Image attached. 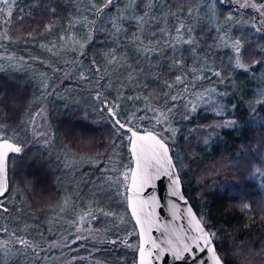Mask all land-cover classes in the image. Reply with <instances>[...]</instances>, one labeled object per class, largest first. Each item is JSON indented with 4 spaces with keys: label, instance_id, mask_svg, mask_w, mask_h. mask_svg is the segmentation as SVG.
<instances>
[{
    "label": "trees",
    "instance_id": "1",
    "mask_svg": "<svg viewBox=\"0 0 264 264\" xmlns=\"http://www.w3.org/2000/svg\"><path fill=\"white\" fill-rule=\"evenodd\" d=\"M160 1L166 2L173 12L182 6L181 0ZM246 3L259 7L264 0H215L214 7L219 25H223L225 17L232 16L229 33L233 38L242 39L243 62L247 70L226 69L227 57L223 52L213 49L215 55H212L206 47V44L214 42L216 33L211 30L212 26L203 32L197 27L194 35L203 49L198 51V55L202 61L208 55V65L225 73L224 82L220 83L215 76L201 79L195 82L194 88L190 86V91L183 98L175 101L164 95L169 91L163 87L164 81L173 79L168 70L169 59L161 57L157 61L155 57L151 58V63L158 64L156 70L162 75L159 82L153 78L140 82L147 83L149 90L156 93L147 100L142 98L147 95L142 87H131L127 76L121 74L114 78L111 70L103 67L99 51L106 54L110 49L108 36L104 37L102 32V29L110 28L108 21L99 25V31H93L94 42L83 50L84 55L78 53L75 59L65 60L55 54L57 43L63 42L60 38L71 33L70 19L79 20L82 14H86L77 13L76 9L89 7L87 0H77L75 4L56 0L53 5L57 8L56 16L45 12L43 5L34 6L33 0H16L11 7L10 18L7 15L9 8L0 5L4 9L0 11V34L6 31L9 37L8 40L0 39V63L12 55L19 58L16 62L20 64L17 70H0L2 122L8 125V134L12 135V130L17 129L22 120L30 121L32 115L43 109V126L50 135L47 143L44 140L33 142L32 125L26 124L27 131L22 136L27 139V144L20 154L8 156V191L0 199L9 209L0 212V229H7V232H0V240L10 242L9 231L20 236L25 228L28 238L34 241L43 238L53 241L74 232L76 210H67L62 218L56 211L65 199L68 181L69 189L86 186L91 189L85 196L89 202H84L78 211L103 209L115 215L92 214L88 217L90 228L88 223L84 224L92 235L98 233L105 237L101 240V243L105 242L103 245L100 241L76 242L59 249L55 258H64L67 254V261L60 264H136L137 232L122 192L118 194L117 189L113 191L111 188V198L103 202H98L93 196V185L101 169H111L105 175L115 180L122 170L131 167L129 134L115 126L114 119H119L133 130L153 132L167 143L185 197L205 229L216 233L212 241L223 264H264V15L253 7L241 6ZM187 6L184 5L185 8ZM138 7L139 13L143 14V4ZM114 10L115 7L111 13ZM21 15L24 16L22 20L18 18ZM9 19L11 23H5ZM50 21L53 22L51 29L46 31L45 25ZM190 21L186 14L179 20L168 16L166 29ZM126 26L134 29L131 22ZM76 27L85 34L86 29L82 25ZM29 32L32 36L27 35ZM127 53L136 58L130 48ZM187 55L184 54L185 64L192 67L194 62ZM93 60L100 68L99 75L93 70ZM253 61L262 63L254 64ZM144 64L147 65L148 61ZM243 78L251 80L243 83ZM122 82L125 85L123 89ZM71 88L89 96L88 107L70 106L56 97L58 92ZM211 89L215 92H206ZM97 91L101 93L100 99L96 98ZM181 91L182 88H174L169 96L179 95ZM197 94H203L208 103L198 99ZM211 94L217 97L216 100L209 99ZM102 100L119 105L115 118L105 110ZM194 104L197 108L192 112ZM145 105L155 108L156 112L146 111ZM161 112L167 116L166 122L156 123L155 119H150L158 117ZM165 129H174L175 137ZM78 161L82 162L81 169L71 168V164ZM81 178H84L85 185L79 184ZM245 203L252 206L250 213L241 210ZM123 209L130 218V226L123 225L119 219ZM105 224L112 227L104 232ZM129 228H133L132 249L121 241L108 245L109 241L118 238L116 231ZM16 251L17 246L13 249ZM11 255L7 264H44L41 254L25 259L21 254ZM58 263L59 260L52 262Z\"/></svg>",
    "mask_w": 264,
    "mask_h": 264
},
{
    "label": "snow or ice",
    "instance_id": "2",
    "mask_svg": "<svg viewBox=\"0 0 264 264\" xmlns=\"http://www.w3.org/2000/svg\"><path fill=\"white\" fill-rule=\"evenodd\" d=\"M55 2L56 0H33L34 6L43 5L44 11L52 16L57 15V8L53 6ZM64 2L75 4L77 0H64ZM221 2H223V0H221ZM15 3L16 0H0V5H5L9 8L7 13L9 18L11 17V7ZM87 4L89 7L83 10L86 14H82L81 19H70L69 21L70 28L74 29L77 24H80L86 29L82 40L75 39L73 36H69L68 39L72 42V44L78 46L80 54L84 55L83 50L94 42L93 31H99V25H102L104 23V19H107L108 24L110 25V30L107 33L110 37V49L105 54L107 57L106 63L109 65H117L119 67L127 65L131 68L127 81L133 82L135 86L142 87V89L147 93V95L142 97L144 100H147L150 95H156V93L149 90V85L147 83L141 84L140 82L148 78H153L159 82L162 75V73L156 70L158 68V64L153 65L151 63L152 57H155L157 61H159L161 57L169 59L170 61L168 64V70L173 74V79L171 82L164 81L163 87L169 90L166 91L164 95L168 96L172 101H175L178 98H183L184 94L190 91V86L194 88L195 82L201 79L215 76L219 78L220 83L224 82L223 76L225 73L208 65V55H205L203 61L200 60L198 50L203 51V49L200 47V43L194 35V31L197 27L200 28L201 32H203L205 28H208L210 25L212 26L211 30L215 31L216 35L213 38V44H206V47L208 49V53L212 55H215L213 49H215L216 52H223V55L227 57V64L225 65L226 69L247 70V66L243 62L244 44L242 39L233 38L229 33V29L231 28V24L229 22L232 21L233 18L231 15H228L224 18L223 25H219L216 14L213 11L215 0H203L202 6L198 0H181L182 6L176 12L171 11L169 5L166 2L161 3L160 0H127L123 10H120L118 7L119 0H87ZM139 4H143V14H126L130 11L134 13ZM184 5L188 6L185 8ZM241 6L253 7L257 12H261V15H264V12L261 11L264 9V4H261L259 7L255 4L249 5L247 3ZM114 7L117 9L116 15L111 16L110 13ZM155 8H159V17L153 14V10ZM204 8H207L208 12L205 13L204 18H201L199 13L203 11ZM165 9H168V11L165 12ZM0 11H4V9L0 8ZM20 11L23 14V9ZM76 11L80 13L81 9L77 8ZM184 14L191 19V23L180 22L172 29H166L160 24L161 18L166 20L168 16H172L179 20L180 16ZM89 16H91L92 19H89ZM18 18L22 20L24 19V16L21 15ZM125 21L133 23L135 31H133L130 35L128 29L123 26ZM5 23H11V20L9 19L5 21ZM52 23L53 22L50 21L49 24L45 25L46 31L51 29ZM236 23L239 24V21ZM146 29L148 30L146 31ZM27 35L32 36V33L29 32ZM0 39H9L6 31L0 34ZM60 39L63 40L65 37H61ZM161 40H163V44H161ZM65 47H67V45H65ZM129 48L136 57L134 65L129 62V57L122 55L123 53H126ZM48 50L51 51V49ZM186 52L190 54L194 60L192 67H188L185 64L184 54ZM144 61H148V64L145 65ZM253 63L262 62L253 61ZM92 64L93 70L97 75H99L100 68L96 66L95 60L92 61ZM189 77L191 79H189ZM101 79H104V77H101ZM105 84H108L107 80H105ZM124 86L125 85L122 82L121 88L123 89ZM45 87H47V85H45ZM174 88H182V91L179 95L171 94L169 96V92ZM206 92H215V89L206 90ZM197 96L198 99L202 100L204 103H208V100L205 99L203 94H197ZM96 98H101V93L99 91L96 93ZM133 98L140 99L141 97H129V99ZM101 102L104 104L105 110L109 113V115L115 118L116 108L119 105L115 102L109 104L107 100H102ZM173 107H175V105H173ZM196 108L197 105H192L191 111H196ZM145 110L153 113L156 112L155 108L148 105H145ZM168 111H171V109H168ZM0 113H2V109H0ZM43 114L44 110L41 109L40 112L31 116L30 121L26 122L22 120L18 128L12 130V135L8 134L9 127L7 124L2 122L3 116L0 114V197H4L8 191L6 176L7 157L10 153L20 154L28 142L27 139L22 136V133L27 131L26 124L35 126L38 129L33 132V142H37L40 138H44V142L47 143L48 139H50L49 132L44 128H40L37 124L36 117L43 116ZM185 118H187V115ZM150 119H155L156 123H164L167 121V116L161 112L158 117L154 116ZM129 123H131V121H129ZM114 124L119 129L126 128L127 131L131 132V153L134 158L135 166L130 168L127 173L123 174L122 181L119 177L114 181L112 176L105 175V173L107 171H111V169H101V174L96 178L93 185V196L97 198L98 202H103V200L111 198L110 189L113 184L117 182L124 183L128 192H131L134 195L137 194L146 185H151L152 180L155 178L153 175V169L157 165L163 167V164H167L169 168L172 169V171L167 173L169 176L174 177L172 183L177 186L180 184L179 177L175 175L176 165L172 163L171 156H169V148L164 143L162 137L158 138L157 135L151 132L140 135L139 133L132 131V128L128 127L127 124L121 123L119 119H114ZM165 131H170L172 136L175 137L176 132L174 129H165ZM204 143L207 144L208 141L205 140ZM179 159L180 158L177 155V160ZM182 166L183 165L181 164V167ZM129 180L131 181L130 184L127 183ZM172 194L175 195L176 192L174 191ZM128 200L129 206L133 209V215L138 217L137 223L149 222L147 218H145L144 221L139 219V213L143 210L146 201L135 200L132 196H129ZM251 207L252 206L250 204L245 203L242 205L241 210L250 213ZM8 210L9 209L4 206L3 200H0V212H7ZM99 211L103 216L115 215L114 213L105 212L103 209H99ZM92 214V211L89 210L88 215ZM195 225V231L198 235L194 238V242H203L202 247H200L198 243L199 250L211 252L212 264H223L221 258L216 254L215 246L212 244V240L216 237V233L206 232L200 226L199 220L195 221ZM0 231L6 232L7 229H0ZM12 236V241H4L0 244V264H7V260L10 258L12 252L11 247H9L10 243L19 245L21 248L33 247L27 239L17 237L15 233H12ZM111 243H116V241H112ZM167 243L170 246L169 251L177 260L182 259L183 253L189 251L186 243L180 246L173 245L171 240L167 241ZM153 246L156 249L160 248V245L156 244L155 241H153ZM240 247L243 249L244 246L241 245ZM139 251L141 256L140 264H145V252L143 246L140 247ZM148 255H151V253Z\"/></svg>",
    "mask_w": 264,
    "mask_h": 264
},
{
    "label": "rangeland",
    "instance_id": "3",
    "mask_svg": "<svg viewBox=\"0 0 264 264\" xmlns=\"http://www.w3.org/2000/svg\"><path fill=\"white\" fill-rule=\"evenodd\" d=\"M126 3H127V0H121L119 2V5H118L119 9L123 10L125 8ZM199 3L202 6L203 1L201 0ZM210 7H211V5H210ZM79 9H81L80 13H84L83 10L85 8L81 7ZM116 11H117V9L115 8L114 13H110V15L111 16L116 15ZM139 11H140L139 7L137 6V8L135 9L134 13L130 11V12L126 13V14L127 15H133V14L140 15ZM167 11H168V9H165V12H167ZM213 11L215 12L216 18H217V13H216L215 7H213ZM206 12H208V9L204 8L203 11H201L199 13V16L201 18H204ZM153 14H155L157 17H159L160 16L159 8H155L153 10ZM166 20H167V23H168V17H167ZM166 20L163 19V18L160 19L161 26H163L165 28H167ZM104 22H107V19H104ZM128 22L129 21H125L123 23V26H124V24L127 25ZM191 22L192 21H190L188 23H191ZM261 23L262 22H260L259 24H261ZM126 25L124 26L125 28H127ZM76 26H78V24ZM130 26H132V25H130ZM149 27H151V26H149ZM109 30H110V28L107 29V30L106 29H102L104 37L108 36L107 33L109 32ZM147 30L148 29H146V31ZM80 31H82L80 27H78V28L75 27L74 29L71 28V33L68 32L69 35H67V37H65V39H63V42L61 44L57 43L55 54H57L58 57H60V59H65V60L71 59L72 60L73 58L75 59V57L78 55V53H80V49L78 48V46L72 44V42L68 39L69 36H73L75 39L82 40V37L84 36V34H82ZM133 31H135V29H128L129 35ZM108 39L110 41V37L109 36H108ZM65 45H67V47H65ZM95 51H97V50H95ZM99 54H100V57L102 59L103 65H104L103 67L106 70H111V74L113 75V77L115 76L114 78H116L118 75H121V74H123L124 76L128 77L129 72L131 71V68H129L127 65H125L123 67H119L117 65H109V64L106 63L107 57L105 56V53L101 54V52L99 51ZM187 54L188 53L186 52V57H188ZM122 55H126L127 57H129V62L130 63L134 62V64H135L136 58L133 59L130 53H127V51H126V53L125 54L123 53ZM190 57L192 58L191 55H190ZM17 59H19V58H17ZM17 59L14 58L12 55L6 56L5 59H4V61H6V62L0 63V70L4 69V68H9L11 70L19 69L20 68V64L18 62H16ZM192 60H193V58H192ZM200 60L202 61L201 57H200ZM193 62H194V60H193ZM83 65H84V63H83ZM74 68H73V70H74ZM69 71H67V72H69ZM242 80H243V83H245L246 81H247V83H249L251 78H243ZM128 83L133 88H137L138 87V86H135V84L133 82H129L128 81ZM128 83H127V85H128ZM56 97L59 98V100L64 101L65 103H67L70 106H82V107L83 106H87L88 107L89 96H87V94H83L82 91H80L79 89L71 88V90H66L65 92H58ZM216 98L217 97H215L214 94H211L210 97H209L210 100H216ZM44 117H45V112H44L43 116H37L36 119H37V124L39 125V127L46 129L43 126L44 125V121H43ZM37 130L38 129L35 126H32V136H33V132H35ZM39 140L41 142H43L44 138H40ZM127 140H128V143H129V135H128ZM81 164H82V162H79V161H78V163L75 162L74 164H71V168H73V169H81L80 168ZM76 166L79 167V168H76ZM130 168L131 167H129V169ZM129 169L122 170V172L118 175V177L121 179V181H122L123 174L127 173L129 171ZM79 184H82V185L86 184V183H84V178H81L79 180ZM67 185H68V181H67V184L65 185L66 186L65 199L63 200L61 205L56 209V211H58V217L62 218V217H64L66 215V211L67 210H69V209L76 210V212H75L76 215H75V218H74L75 219L74 232H70L68 234L61 235L58 239H55L53 241H46V239H44V238L41 239L40 241L39 240L34 241V240L28 238L29 237L28 236V231H25V230H27V228H25V230H23L20 233V236H17L16 233H15V235L17 237H21V238L27 239L33 245V247L32 248H21L19 245L10 243L9 247H11V249H12L11 257L12 256L15 257V256L21 254L22 256H24V259H25V258H28L29 256H31L33 254H37V255L41 254L40 257L43 256L44 264H48V262H50V264H52V262H57V260H59L58 264H60L61 261H64V260L67 261V257H68L67 254H66L64 256V258L63 257H59V256H57L58 258H55L56 255H57L56 253H58V250L61 249L62 247L64 248L65 246L74 244L76 242L98 243L100 241V243H101V240H103L105 238L102 234H98V233L97 234L95 233V234L92 235L90 233L91 230L89 231L88 228L87 227L85 228V226H84L85 223H88V226L90 228L89 219H88L89 210H91L93 215H96V216H100L101 212L98 209L93 210L92 208H90L88 211H78V210L82 209L81 205L84 202H89V199L85 198L86 194L88 195L90 193L91 189H89V186H86L85 188L79 187L80 189H77L76 187H74V189H69V188H67ZM71 186L73 188L72 184H71ZM115 189H117L118 194H120V192H122V195L125 197V200H126V187L124 186V183H122V182L114 183L113 187H112V190L115 191ZM75 197H77V199ZM119 219H120V221H121V223L123 225L130 226V218H129L127 212L124 209L121 211V213L119 215ZM111 227L112 226L108 227L105 224V228H104L103 231L105 232L107 229H109ZM132 229L133 228L119 229L120 231H118V232L116 231L115 232L117 234L118 238L112 240V241H116V243H111L112 241H109L108 245L112 246V245H115L117 243H120V241H121V243L123 245H125V247H126V244H127L128 248L132 249L133 246L130 243L132 241V239L134 238ZM123 231H126V233H124ZM0 232L1 233H5V231H0ZM12 233H14V232L9 231V235H10V240L11 241L13 240ZM70 236H72V237H70ZM2 243L3 242L0 240V244H2ZM104 243L105 242H102L101 244L103 245ZM16 246L18 248V251L13 252V249ZM137 248H138V244H137ZM137 248H135V251H137L136 250ZM94 252H95V250H94Z\"/></svg>",
    "mask_w": 264,
    "mask_h": 264
},
{
    "label": "water",
    "instance_id": "4",
    "mask_svg": "<svg viewBox=\"0 0 264 264\" xmlns=\"http://www.w3.org/2000/svg\"><path fill=\"white\" fill-rule=\"evenodd\" d=\"M125 130L127 131L126 128ZM132 131L140 135L149 133L133 129ZM127 132L129 134L128 152L131 158V168H133L135 165L130 143L132 134L129 131ZM158 138L160 137L158 136ZM165 144L167 145V143ZM167 147L169 148L168 145ZM169 156H171L172 163L175 164L170 148ZM170 171L172 169L167 164H163V167L157 165L153 169L155 178L152 180L151 185H146L135 195L128 192L126 188V208L137 232L138 239L136 264H140L141 256L139 250L141 246H143L145 252V264H212L211 252L200 251L198 248V243L202 247L203 242H194V238L198 235L195 231V221L199 220V218L183 193L178 170L175 167V175L180 180L178 186L172 183L174 177L167 174ZM130 183L131 181L129 180L128 184ZM174 191L176 192L175 195L172 194ZM129 196L138 201H146L143 210L139 213V219L144 221L147 218L149 222L137 223L138 217L133 215V209L129 206ZM200 226L208 232L201 221ZM169 240L173 242V245L180 246L185 243L188 245L189 251L183 253L182 259L177 260L173 257L169 251L170 246L167 243ZM153 241L160 245L159 249L153 246ZM212 244L214 245L213 241ZM149 253L151 255H148Z\"/></svg>",
    "mask_w": 264,
    "mask_h": 264
},
{
    "label": "flooded vegetation",
    "instance_id": "5",
    "mask_svg": "<svg viewBox=\"0 0 264 264\" xmlns=\"http://www.w3.org/2000/svg\"><path fill=\"white\" fill-rule=\"evenodd\" d=\"M8 159V158H7ZM1 199V198H0Z\"/></svg>",
    "mask_w": 264,
    "mask_h": 264
}]
</instances>
